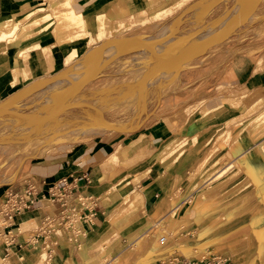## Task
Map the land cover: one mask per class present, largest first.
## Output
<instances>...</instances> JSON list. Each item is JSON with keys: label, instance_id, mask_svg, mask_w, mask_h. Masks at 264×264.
Returning a JSON list of instances; mask_svg holds the SVG:
<instances>
[{"label": "rangeland", "instance_id": "obj_1", "mask_svg": "<svg viewBox=\"0 0 264 264\" xmlns=\"http://www.w3.org/2000/svg\"><path fill=\"white\" fill-rule=\"evenodd\" d=\"M54 1L40 2L38 11L27 15L25 23L46 13L47 18L40 23H50L41 36L52 35L60 45V32L79 21L59 25L54 15L63 8H53ZM240 3L241 0H172L163 10L148 12L149 20L144 23L136 16L126 30L107 33L102 40L92 35V39L64 45V55L74 48L76 57L65 55L64 66L63 60L58 61L53 71L44 76L23 79L21 74L23 83L17 84L13 68V81L4 91L6 95L0 96V110L3 102L10 103L14 95L29 93L11 109L0 111V187L18 182L19 168L29 159L43 156L53 145L68 141L90 143L103 136L120 138L128 144L145 134L149 126L162 121L172 136L181 138L168 141L163 152L152 153L156 175L159 166L168 170L167 163L172 169L180 159L182 163L190 161L181 183L189 192L186 206L210 203V212L198 211V222L202 217L208 219L209 214L214 221L210 232L200 227L204 231L202 239L186 243L181 237V228L186 224L181 219L184 207L179 208L180 195H171L166 214L155 220L130 251L163 247L166 251L175 249L180 256L192 252L197 259L205 255L223 256L230 264H241L253 253L255 264L264 263V248H260L264 242V0H242L241 12L237 10ZM223 19V27L212 32L210 25ZM8 24L10 28L23 25L13 20ZM7 32L0 33L6 34L0 51H5L10 38L17 34L13 37ZM191 36L199 45L188 52L184 41L177 42ZM106 40H126L138 46L115 50L103 61V50L98 47ZM38 48L40 57L46 50ZM95 48L99 49L98 54L92 53ZM21 55L22 70L30 69L27 57ZM77 68L85 71L84 78H54ZM238 76L239 81L235 80ZM89 123L94 132L76 129ZM192 124V130L187 131ZM144 140V135L134 140L139 145L130 163H121L115 155L109 159L108 169L119 172L113 189L125 184L129 188L119 200L126 201L133 191L131 187L145 176L143 171L135 178L125 174L131 169L140 172L146 165L144 158L149 153L140 147ZM239 155L244 158L236 161ZM182 163L180 167L186 165ZM245 163L251 165L255 176L248 172ZM34 225L21 226L37 228ZM164 235L167 242L159 245L158 238ZM43 253L37 264H46L48 254L43 260Z\"/></svg>", "mask_w": 264, "mask_h": 264}, {"label": "crops", "instance_id": "obj_2", "mask_svg": "<svg viewBox=\"0 0 264 264\" xmlns=\"http://www.w3.org/2000/svg\"><path fill=\"white\" fill-rule=\"evenodd\" d=\"M43 1L46 0H0V27L3 24L10 26L11 24L8 23L12 20L15 24L25 23L27 15H34L41 5L40 2ZM171 1L73 0V2L69 1L62 6L58 5L53 8L61 7L63 8L62 11L73 10L76 15L81 16L79 22L85 23L86 29L92 35H96L98 32L96 28L97 17L104 16L108 33L115 34L126 30L131 22L136 21V16L141 23L148 21L146 16L148 12L163 10L169 6L168 3ZM119 27H123L122 30ZM4 31L0 29V33ZM36 44L38 47L40 46V49L48 51L44 62L46 74L51 73L56 62L65 57L63 50L66 46L59 45L55 38L49 34L32 38L13 48L10 45L6 46L5 51H0V60L4 63L0 73V96L4 94L6 88H9L13 81L11 74L13 68L17 71V84L23 83L21 78L23 57L21 54L27 57V66L30 69H38L39 62L36 59L40 53L39 48H32ZM2 47L4 46L1 45L0 50ZM263 63L264 61H262ZM45 73L37 71L31 75V79L44 76ZM251 76L255 78L254 73ZM239 77L241 76L235 80L239 81ZM246 79L243 80L246 81ZM193 126L194 124L188 126L187 131H191ZM172 134L165 123L159 121L149 126L145 134L135 138L139 139L141 136H145L140 147L150 155L148 154L144 158L143 164L146 165L140 172H134L136 169L125 172V174L132 175L131 178L139 176L142 171L145 173L144 178L133 185L134 187H131L133 191L128 195L126 201L119 200V197L129 188L125 184L115 190L113 189L117 186L118 179L116 177L119 172L109 170L108 163L113 155L121 163H130L134 159L135 149L139 145L134 144L135 139L128 144L120 138L107 136L90 143L63 142L48 148L47 152L39 158L29 159L19 168L17 172L19 181L15 182L19 185L31 181L38 184V189L42 193H46L47 187L62 178H66L69 182L75 179L77 187L71 201L74 206L79 207L77 196L92 197L97 200L95 215L90 222L81 225L82 235L77 238L76 242L68 241L67 236L62 232L60 235L53 234L50 236L48 241L54 242L55 245L54 248L52 247L53 252L50 254L49 262L46 264H166L167 260L174 257L197 259V256H194L195 254L192 252L180 256L181 253H177L175 249L166 251V248L163 247L158 250H153V248L145 251L138 249L133 252L130 251L135 246L137 247L142 234L153 226L155 220L166 214L167 208L170 206L169 202L172 200L171 195H180L177 202L178 204L181 203L179 208L184 207L185 212L181 219L186 224L181 228L184 230L181 237L186 243L192 242L194 238L200 237L202 239L204 231L210 232V226L214 221V218L210 219L209 214L208 219L205 220L207 216L202 217L203 219L198 222V211L208 210L210 212V203L200 205L194 203L189 207L186 206L187 201L185 199L189 196V192L181 187V183L183 176L188 171L187 166L191 163L190 161L183 162L186 165L180 167L182 163L180 159L176 166L168 169L169 171L159 166L157 168L158 175H156V168L152 166V153L163 152L169 146L168 141L171 139L180 140L181 137H174ZM139 141L142 142L143 138ZM199 146L201 147L202 144ZM242 158L244 155H239L236 157V161H240ZM171 170L172 174H169ZM7 184L0 187V202L7 189ZM198 187L201 188V184ZM58 210V206L51 204L45 197L39 198L31 211L17 216L12 242L5 244L0 242L1 264H37L41 260L40 257L43 252L42 239L40 238L38 243L34 245L26 244L27 232L32 231L33 226L22 229L21 225L28 226L35 223L34 226L37 227L45 217L56 214ZM177 210L178 208L171 213V216L175 215ZM145 213L147 214L145 215ZM204 215L205 212L202 216ZM224 226H228V224ZM200 227L203 228V232L199 230ZM254 238L256 239L255 234ZM206 239L204 238L205 241ZM101 248H104L105 251L103 252ZM250 260L255 264L252 255Z\"/></svg>", "mask_w": 264, "mask_h": 264}, {"label": "built area", "instance_id": "obj_3", "mask_svg": "<svg viewBox=\"0 0 264 264\" xmlns=\"http://www.w3.org/2000/svg\"><path fill=\"white\" fill-rule=\"evenodd\" d=\"M7 185L0 202V242L4 244L12 242L16 217L31 211L39 198L46 197L51 204L58 206L59 210L56 214L45 217L37 228L27 232L26 244L34 245L40 238L43 239V248L48 254V260L55 245L54 242L48 241L51 235L62 232L67 236L68 241L76 242L82 235L81 225L90 222L95 215L97 202L95 198L77 196L79 207L71 203L77 187L75 179L69 182L66 178H62L47 187L46 193H42L38 189V184L31 181L23 185L17 183ZM157 242L159 245H165L167 237L161 236ZM166 264H230V260L219 255H205L198 259L171 258Z\"/></svg>", "mask_w": 264, "mask_h": 264}, {"label": "bare ground", "instance_id": "obj_4", "mask_svg": "<svg viewBox=\"0 0 264 264\" xmlns=\"http://www.w3.org/2000/svg\"><path fill=\"white\" fill-rule=\"evenodd\" d=\"M69 1H73V0H55L54 3H53V5H52V7L58 6V5H61L62 6L66 2H69ZM250 1H253V0H250ZM207 4H211V3H208L207 2ZM237 10L239 12L242 11V0H241V3L239 5H237ZM46 16H47V14L45 13V14H42V15H39V16L32 17L28 22H26L25 24H23L20 28H15L14 25H13V27L10 28V26H7V25L3 24L0 27V29L2 31H4V30L5 31H8L7 34L9 36H12L13 35V37L17 33L14 38H10L12 40H9L8 41V45H10V47L13 48V47H15L17 45V43H26L28 40H30L32 38L40 37L45 32V30L47 28L46 25L50 23L49 20L46 21L45 24H41L40 23V21H42L43 19L47 18ZM54 16H55L56 22L59 25L75 24L81 18V16L80 15H76L73 12V10H67V11L64 10V11H61V12L56 13ZM224 22H225V19H223V20H221L219 22H215V23L211 24L210 25L211 31L214 32L216 28H220L221 29L223 27ZM86 28H87L86 27V24L85 23H81V22L76 23L75 25H72L69 28H66L65 30H63L62 32H60V33H63V42L60 45L64 46V45H67V44H72L74 42H79L80 40H84V39L89 40V39H92L91 32L89 30H87ZM96 28L98 29V32L94 36L96 38H99L100 40H102L103 38H105L106 35H107V33H108V31L106 29V23H105V17L104 16L97 17ZM205 37H206V35L202 36L201 39H203ZM5 39H6V34H3V35L0 36V47L2 45L1 42L5 41ZM183 39H184V37H182L181 39H179V41L177 42V44L179 42H181V40L184 41V42H182V44L185 45L188 48V52L190 50H193V49L198 48V45L199 44H197L198 41H197V39L194 38V36H191L190 39H189V37L188 38L186 37L185 40H183ZM174 40H175V38H174ZM137 46L138 45L136 43H132V42H129V41H126V40H115V41H113V40H106L105 42L103 41L101 47H98V48L101 49V50H103V54L101 56L102 57V60H103L104 58H106V56L108 54H110V53L112 54V52H114L115 50L122 51L124 48H127V47H131V48L134 47V49H137L136 48ZM143 46H142V48L147 49V48H145V45H143ZM98 48H95L94 50H92V53L93 54H98V50H99ZM47 52L48 51H44L41 54L40 57H37V61L39 62V67H38L37 70H32V69L22 70L21 74H22L23 79H26L30 75H33L35 71H38L40 73H45L46 67H45V63L44 62H45V59H46ZM65 55L67 57H69V58L76 57L77 50L73 48V49L70 50V52L66 53ZM85 55H86L85 56L86 58L89 57V56H87V54H85ZM108 56H110V55H108ZM179 56H181V55H177L176 58H178ZM148 59H151V57L149 56ZM103 61H105V60H103ZM3 67H4V63H2V61L0 60V73H1V71L3 69ZM144 72H145V70H144ZM13 76H14V79H15V82H16V79H17V71L15 70V68L13 70ZM74 77L75 78L76 77L84 78L85 77V71L82 70L81 68H77V69H73V70H71V71H69L68 73H65V74H57L54 78H56V79H64V78H66V79H70L72 81H76V79ZM28 93L29 92L23 93V94H16V95H14L13 98H12V101H10V103L3 102L4 103L3 104V108L0 111L11 109L12 106L14 105V103H16L20 98L25 97ZM97 123H99V122H97ZM96 125L98 126V124H96ZM92 127H93V125H92ZM92 127L90 126V123H89V126H87V127H86V125H84V126L81 125V127H78L76 129L80 130V128H82V129L84 128L85 130L83 129L84 130L83 132L86 133L90 129H92ZM94 127H95V125H94ZM97 129H98V127H97ZM94 130H96V129H94ZM92 131H93V129H92ZM80 132H82V130ZM80 132H79V134H80ZM74 133H75V131H74ZM54 134H55L54 132H51L50 133L51 136H54ZM75 135H77V134H75ZM259 150H263V148L260 147ZM170 165L171 164L167 163L165 166H166L167 169H169L170 168ZM245 167H246V169L248 170V172L252 176H255L254 171H253V169H252V167H251V165L249 163H245ZM260 248L261 249L264 248V242H263L262 246H260ZM252 254L250 253L248 255V257L246 256L244 259H242L241 264H249V262H250V264H253L251 262V260H250L251 259L250 255H252ZM45 255H46V253L44 254V259L43 260L46 259L45 258ZM48 262H49V260H46V263H48ZM261 264H264V263H261Z\"/></svg>", "mask_w": 264, "mask_h": 264}, {"label": "water", "instance_id": "obj_5", "mask_svg": "<svg viewBox=\"0 0 264 264\" xmlns=\"http://www.w3.org/2000/svg\"><path fill=\"white\" fill-rule=\"evenodd\" d=\"M232 27H233V25H232ZM230 32V31H229ZM229 32H227V33H229ZM226 36V35H225Z\"/></svg>", "mask_w": 264, "mask_h": 264}]
</instances>
